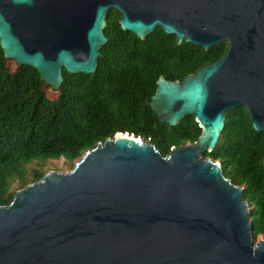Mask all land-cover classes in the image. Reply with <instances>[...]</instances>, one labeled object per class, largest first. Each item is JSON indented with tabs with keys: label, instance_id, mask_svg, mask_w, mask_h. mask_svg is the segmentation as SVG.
<instances>
[{
	"label": "water",
	"instance_id": "water-1",
	"mask_svg": "<svg viewBox=\"0 0 264 264\" xmlns=\"http://www.w3.org/2000/svg\"><path fill=\"white\" fill-rule=\"evenodd\" d=\"M110 9L140 39L161 28L177 44H228L181 83L159 77L146 102L170 127L194 116L201 134L163 156L117 133L16 191L0 206V264H264L243 188L203 157L230 110L264 132V0H0V47L57 91L63 70L96 71Z\"/></svg>",
	"mask_w": 264,
	"mask_h": 264
},
{
	"label": "trees",
	"instance_id": "trees-1",
	"mask_svg": "<svg viewBox=\"0 0 264 264\" xmlns=\"http://www.w3.org/2000/svg\"><path fill=\"white\" fill-rule=\"evenodd\" d=\"M119 16L113 9L107 13V42L99 50L96 71L86 75L63 70L56 99L48 97L51 88L34 68L11 71V60L0 47V206L49 172L48 163L63 159L71 169L86 151L117 133L139 136L163 156L199 138L194 116L170 127L157 120L146 102L159 77L181 83L201 66L221 60L228 44L209 50L177 44L161 28L140 39L121 30ZM203 157L219 162L224 176L243 188L255 238L264 240V132L252 128L245 107L225 113L218 143Z\"/></svg>",
	"mask_w": 264,
	"mask_h": 264
},
{
	"label": "rangeland",
	"instance_id": "rangeland-1",
	"mask_svg": "<svg viewBox=\"0 0 264 264\" xmlns=\"http://www.w3.org/2000/svg\"><path fill=\"white\" fill-rule=\"evenodd\" d=\"M9 68L11 71H14L16 70L17 68V65L15 64L14 61H9ZM47 94H48V97L50 99H56L57 98V93H55V91H53L52 89H48L46 90ZM47 169L49 171H57V172H68L70 170L69 166L64 163L63 159H60L58 161H52L50 163H48V166H47ZM262 239L261 236H259L257 238V240H260Z\"/></svg>",
	"mask_w": 264,
	"mask_h": 264
},
{
	"label": "flooded vegetation",
	"instance_id": "flooded-vegetation-1",
	"mask_svg": "<svg viewBox=\"0 0 264 264\" xmlns=\"http://www.w3.org/2000/svg\"><path fill=\"white\" fill-rule=\"evenodd\" d=\"M111 10V9H110ZM114 10V9H113ZM116 11V10H115ZM108 13V12H107ZM119 18H120V16H119ZM119 18H118V20H119Z\"/></svg>",
	"mask_w": 264,
	"mask_h": 264
}]
</instances>
